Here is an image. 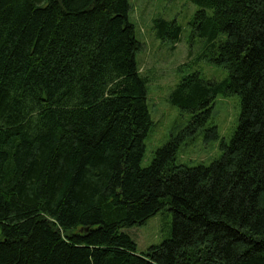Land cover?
I'll return each mask as SVG.
<instances>
[{
    "label": "trees",
    "instance_id": "obj_1",
    "mask_svg": "<svg viewBox=\"0 0 264 264\" xmlns=\"http://www.w3.org/2000/svg\"><path fill=\"white\" fill-rule=\"evenodd\" d=\"M190 1L202 57L229 76L177 84L188 124L143 168L154 122L129 0H0V264H264V0ZM154 30L180 40L175 22ZM233 95L221 158L178 165ZM165 208L171 238L138 253L122 229Z\"/></svg>",
    "mask_w": 264,
    "mask_h": 264
},
{
    "label": "rangeland",
    "instance_id": "obj_2",
    "mask_svg": "<svg viewBox=\"0 0 264 264\" xmlns=\"http://www.w3.org/2000/svg\"><path fill=\"white\" fill-rule=\"evenodd\" d=\"M129 19L136 27L140 49L136 60L141 76L147 78L148 106L154 125L145 139L146 152L142 167H148L157 149L167 144L171 137L183 130L190 115L169 102L177 84L186 76L199 74L208 82L228 78L227 70L213 65L202 57L203 40L194 35L192 23L199 7L190 0H129ZM175 22L181 28L178 43L162 41L156 37L154 20ZM241 98L238 95L219 97L212 116L204 128L188 136L180 145L176 163L189 167L205 165L222 156L221 144L229 143L238 125ZM216 127L219 139L206 137L207 130ZM172 213L162 209L142 225L122 229L137 244L138 253L162 244L172 236Z\"/></svg>",
    "mask_w": 264,
    "mask_h": 264
}]
</instances>
